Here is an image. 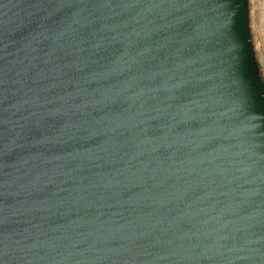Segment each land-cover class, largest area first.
Wrapping results in <instances>:
<instances>
[{
  "label": "water",
  "instance_id": "95a60500",
  "mask_svg": "<svg viewBox=\"0 0 264 264\" xmlns=\"http://www.w3.org/2000/svg\"><path fill=\"white\" fill-rule=\"evenodd\" d=\"M247 23V0H0V264H264Z\"/></svg>",
  "mask_w": 264,
  "mask_h": 264
},
{
  "label": "rangeland",
  "instance_id": "374dc122",
  "mask_svg": "<svg viewBox=\"0 0 264 264\" xmlns=\"http://www.w3.org/2000/svg\"><path fill=\"white\" fill-rule=\"evenodd\" d=\"M247 17L258 74L264 83V0H247Z\"/></svg>",
  "mask_w": 264,
  "mask_h": 264
},
{
  "label": "snow or ice",
  "instance_id": "6c2138e0",
  "mask_svg": "<svg viewBox=\"0 0 264 264\" xmlns=\"http://www.w3.org/2000/svg\"><path fill=\"white\" fill-rule=\"evenodd\" d=\"M29 31H30V30H29ZM22 35L24 36L25 39H27V37H28V35H29V32L26 31V32H24Z\"/></svg>",
  "mask_w": 264,
  "mask_h": 264
}]
</instances>
